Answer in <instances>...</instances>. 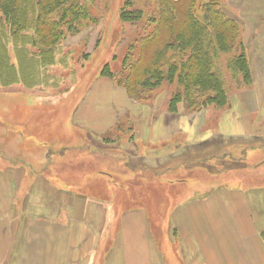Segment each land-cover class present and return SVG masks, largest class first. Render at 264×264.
Segmentation results:
<instances>
[{
  "label": "crops",
  "instance_id": "crops-1",
  "mask_svg": "<svg viewBox=\"0 0 264 264\" xmlns=\"http://www.w3.org/2000/svg\"><path fill=\"white\" fill-rule=\"evenodd\" d=\"M257 6V11L243 14L253 85L230 95L226 110L217 114L208 107L186 113L181 104L170 112L167 102L158 113L156 102H137L125 87L99 75L71 115L77 129L97 134L118 128L127 115L137 119V143L143 141L148 150L163 149L158 155H142L144 166L161 168L166 179L186 161L181 145L186 142L176 140L170 146L166 142L172 137L188 135V146L218 136L240 140L233 148L242 149L244 165L229 170L226 185L187 182L194 188L188 185L187 199L165 208L157 219L143 207L119 208L91 199L90 193L60 181L57 171L33 172L5 157L0 162V264H161L157 244L162 238L165 244L178 243V238L182 264H264V11H259L264 0ZM248 154H255L253 164ZM116 175L124 187L128 175ZM231 179L242 182L231 186Z\"/></svg>",
  "mask_w": 264,
  "mask_h": 264
},
{
  "label": "rangeland",
  "instance_id": "rangeland-1",
  "mask_svg": "<svg viewBox=\"0 0 264 264\" xmlns=\"http://www.w3.org/2000/svg\"><path fill=\"white\" fill-rule=\"evenodd\" d=\"M124 1L94 0L89 3L92 14L98 18L97 23L82 25L80 33L76 35L68 34L47 59L34 57L37 50L33 46L28 47V53L21 55L27 57L28 69L24 72L27 77H23L19 84L0 87V162L6 157L10 158L11 164L25 163L33 172L37 170L51 174V171H57L60 181L78 187L80 192L90 193L91 199L111 201L119 208L143 207L155 218L161 219L165 208L187 199L188 196L184 194L188 192V185L191 190L194 189L189 183L216 182L219 186L226 185L229 170L244 165L241 162L244 157L239 154L242 149L233 148V145L239 147L242 142L218 136L197 143V146H201L193 149V145L188 146V135L178 134L166 143L172 146L176 140L186 142L181 145H184L183 155L187 162L182 165L185 169L179 166L171 170L170 178L166 179L160 175L161 168L148 170L144 166L147 162L142 155H158L163 149L148 150L143 141L137 143L134 128L138 124L137 119L133 121L129 115L122 117L120 126L105 134L77 129L73 125L72 112L104 66L109 63L110 68L117 72L124 68V57L130 51L129 45L137 33V28L130 22L120 20ZM239 1L222 0V4L228 14L236 17L244 27L247 19L243 14L257 11L260 0H245L243 5ZM260 8L259 11H264V6ZM8 43L10 61L17 64L18 49L11 38ZM134 53L137 57V51ZM228 57L223 55L221 61L224 63L222 70L229 95L251 88L253 83L239 86L233 79L226 68ZM116 77L119 78V75L116 74ZM175 88L176 84H163L153 92L152 100L146 103L156 102V106L160 107L157 112L160 113ZM208 107V111L213 107L210 111L217 114L226 110L213 105ZM216 116L212 126L215 125ZM142 119V123H145V119ZM147 146L151 148L150 144ZM155 146L160 147V144ZM254 156L248 154L250 164L254 163ZM154 160L155 157L149 162ZM30 161L31 164H28ZM255 167L253 165L245 170ZM115 172L128 175L124 187L117 184ZM241 182L231 179L230 185L240 186ZM108 184L115 185L114 189L110 190ZM182 189L185 190L181 192ZM158 225L162 227V223ZM206 233L210 234L209 230ZM163 241L164 238L157 244L161 264H182L178 254V238V243L165 244Z\"/></svg>",
  "mask_w": 264,
  "mask_h": 264
},
{
  "label": "trees",
  "instance_id": "trees-1",
  "mask_svg": "<svg viewBox=\"0 0 264 264\" xmlns=\"http://www.w3.org/2000/svg\"><path fill=\"white\" fill-rule=\"evenodd\" d=\"M93 1L0 0V87L27 77V57L21 55L28 53L29 46L37 50L34 57L47 59L68 34L80 33L84 24H96L98 18L89 4ZM226 9L222 0H125L120 20L130 22L137 33L124 57V68L117 72L107 63L100 75L144 103L163 84H176L168 101L170 112H177L181 104L186 113L211 105L230 107L223 55L229 56L226 68L239 86L251 85L253 74L243 25ZM10 38L18 49L17 64L8 54ZM196 146L193 149L201 145Z\"/></svg>",
  "mask_w": 264,
  "mask_h": 264
}]
</instances>
